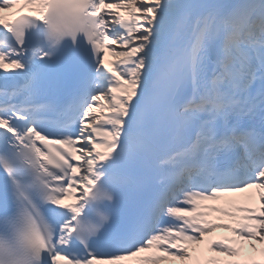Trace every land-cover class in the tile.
I'll return each mask as SVG.
<instances>
[{
	"label": "snow or ice",
	"instance_id": "obj_1",
	"mask_svg": "<svg viewBox=\"0 0 264 264\" xmlns=\"http://www.w3.org/2000/svg\"><path fill=\"white\" fill-rule=\"evenodd\" d=\"M177 261L264 264V0H0V264Z\"/></svg>",
	"mask_w": 264,
	"mask_h": 264
},
{
	"label": "rangeland",
	"instance_id": "obj_2",
	"mask_svg": "<svg viewBox=\"0 0 264 264\" xmlns=\"http://www.w3.org/2000/svg\"><path fill=\"white\" fill-rule=\"evenodd\" d=\"M109 58H111V57H109ZM257 247H260V245H257ZM245 251H246V254H249V255L252 254L250 249H247V248H246ZM176 264H180V262L177 261Z\"/></svg>",
	"mask_w": 264,
	"mask_h": 264
},
{
	"label": "bare ground",
	"instance_id": "obj_3",
	"mask_svg": "<svg viewBox=\"0 0 264 264\" xmlns=\"http://www.w3.org/2000/svg\"><path fill=\"white\" fill-rule=\"evenodd\" d=\"M236 199H240L239 197H237Z\"/></svg>",
	"mask_w": 264,
	"mask_h": 264
}]
</instances>
